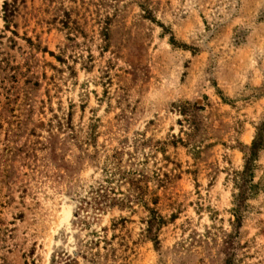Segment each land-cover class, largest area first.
I'll return each mask as SVG.
<instances>
[{
    "label": "rangeland",
    "instance_id": "374dc122",
    "mask_svg": "<svg viewBox=\"0 0 264 264\" xmlns=\"http://www.w3.org/2000/svg\"><path fill=\"white\" fill-rule=\"evenodd\" d=\"M2 1L0 264H221L264 121V0H16L8 28ZM137 192L156 244L145 207L110 200ZM247 202L236 257L264 264V192Z\"/></svg>",
    "mask_w": 264,
    "mask_h": 264
},
{
    "label": "trees",
    "instance_id": "16d2710c",
    "mask_svg": "<svg viewBox=\"0 0 264 264\" xmlns=\"http://www.w3.org/2000/svg\"><path fill=\"white\" fill-rule=\"evenodd\" d=\"M17 11L18 6L16 0L2 1L1 18L4 22L5 28H8L10 25L13 26L15 24L14 16ZM62 17L64 19L59 20L61 27H64L67 30L74 29L67 24V16L65 11L62 13ZM61 125V122H57V127H60ZM254 128L255 133L249 145L243 146V149L241 150V168L238 170L230 171L228 177L231 183L230 207L228 209L231 219L229 220V231L223 232L222 244L224 256L221 260V264H238L239 258L236 257V250L240 247L238 243L240 228L242 227L243 221L249 214V204L247 200L255 198L259 193L264 192V175H259L257 179L253 181L254 171L256 169L255 162L257 159V153L264 146V121L262 120L261 122H259V124ZM107 165L108 163L104 162L101 170L104 173V176L108 174V177L110 178L111 176L120 173L121 177L124 178V181L139 189V187L136 185L139 180L133 177L132 172L124 170L120 171L118 163H113L109 168H107ZM98 189L99 187H97L95 190H91L90 192L93 194L89 196V201H85V204L87 205L89 203L92 204V213H94L95 210L97 212L104 211V205H101V200H103L105 196L99 194ZM110 200L111 202L112 200L135 202L140 203L143 207H145L148 213L145 221V230L153 238V243H157L156 237H153L154 232L152 230H158L160 226L166 222V219L158 214L155 208L147 206L146 201L143 200V195L140 192H137L134 195L123 194L120 198L113 197ZM155 202L156 199L154 197L151 199L150 203L155 204ZM109 205H111V203H109ZM66 264H68V262H66Z\"/></svg>",
    "mask_w": 264,
    "mask_h": 264
}]
</instances>
